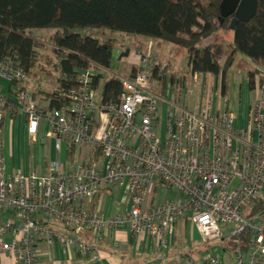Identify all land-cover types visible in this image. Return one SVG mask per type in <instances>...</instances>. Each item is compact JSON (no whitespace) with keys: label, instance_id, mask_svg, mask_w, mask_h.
<instances>
[{"label":"built area","instance_id":"2783aa9c","mask_svg":"<svg viewBox=\"0 0 264 264\" xmlns=\"http://www.w3.org/2000/svg\"><path fill=\"white\" fill-rule=\"evenodd\" d=\"M134 65L133 77L121 78L118 101L107 104L92 89L94 70L79 75V88L60 110L40 108L21 89L10 98L0 94V121L13 106L25 117L30 136L44 128V140H56L59 153L64 147L86 152L78 164L56 161L43 175L8 174L0 142V255L15 264H39L42 244L59 242L96 261L103 238L121 231L136 239L148 236L168 250L179 222L187 219L202 243H228L235 264L263 261V77L240 124L228 110L217 112L213 99L190 112L172 104L165 89L159 96L151 82L156 64L150 54L138 55ZM0 78L10 85L29 82L10 61L0 63ZM161 103L170 107L164 116ZM113 187L124 194L123 215L100 209L102 192ZM160 188L178 197L155 202L153 193ZM54 224H61L65 235ZM182 264L220 260L209 255L206 262L189 258Z\"/></svg>","mask_w":264,"mask_h":264},{"label":"trees","instance_id":"16d2710c","mask_svg":"<svg viewBox=\"0 0 264 264\" xmlns=\"http://www.w3.org/2000/svg\"><path fill=\"white\" fill-rule=\"evenodd\" d=\"M257 1L256 17L236 25L234 42L228 46L227 54L220 57L218 50L223 45L215 42L214 37L232 31L233 19H219L222 0H0V63L10 61L30 78L38 66V50L42 45L28 37L27 31L50 29L55 31L52 51L59 59L60 78L52 92L40 90L31 94L32 100L36 102L40 96L46 105L40 108L60 110L68 106L70 95L79 88V75L94 70L97 74L92 78V89H101L103 104L116 102L123 91V80L118 76L108 78L105 72L114 61L117 41L103 44L79 32L108 29L179 47L187 52L194 76L222 77L225 94L228 73L238 54L264 68V0ZM55 67L58 71L59 65ZM159 71L160 66H155L151 82L166 79V72L161 78ZM260 73L258 69L248 74L251 90H254ZM18 89L28 92L27 84L14 81L10 94ZM10 109L12 117L16 116L14 107ZM68 153L72 158L74 149ZM210 243H201V246L211 249ZM192 253L194 249L182 258L190 257Z\"/></svg>","mask_w":264,"mask_h":264},{"label":"crops","instance_id":"0c3cea01","mask_svg":"<svg viewBox=\"0 0 264 264\" xmlns=\"http://www.w3.org/2000/svg\"><path fill=\"white\" fill-rule=\"evenodd\" d=\"M153 41L155 40L148 39L146 42L145 39H133L134 45L129 48L130 54L127 57L125 56V49L115 48L113 53L114 59L121 61L123 59H128L127 64L129 66V70H127V76L125 79L133 77L136 57L144 53L150 54L153 57L156 64L155 66H160L159 73L162 74V65L153 56L154 48H159L160 46ZM160 42L164 43L162 41ZM209 42L212 43L213 41ZM175 51L176 50H172V52ZM242 62L245 64L246 68L245 71H243L244 73H242L239 85H235L234 79L231 86L226 88L225 94L222 91L221 76L217 77L210 74L194 76L192 74L196 82H199L201 76H203L202 96H208L206 99L207 101L213 99L216 111L219 112L228 110L235 115L237 123L240 124L245 123L248 118L249 112L256 101L255 99L260 86V78L263 77L264 79V68L262 66L254 63L252 60H245ZM258 69L261 70V73L256 79V86L254 90H251L248 82V74ZM165 81L166 79L164 82ZM219 83L221 85H219ZM10 86L11 85L7 81L0 78V94L6 95V97L9 98L12 97L10 94ZM228 89H230L229 97H227ZM38 98V105L40 107H45L46 105L42 100L43 98L40 96ZM206 103L201 105L200 108L190 112H198L206 105ZM172 104L178 105L180 108L187 110L186 107L183 108L174 101H172ZM160 105H162L160 108V110H162L160 115L164 116L170 107L164 103H161ZM11 111V109L7 110L4 113L3 119L0 121V142L4 147L8 174L29 173L35 171L38 174L43 175L48 171V168L53 162L59 161L62 166H65L67 161L70 162V164H75V157H82L80 154L86 155L84 150L78 152L77 154L76 151H74V154L76 155L71 158L68 153L70 149L67 150L65 147L59 153L57 150L56 140H44V128L36 137L30 136L27 130L25 117L19 114V112H17L16 116L12 117ZM175 197H178V193L163 188L157 189L153 193L155 202H161L165 199H174ZM123 199L124 194L119 188L113 187L111 189H106L101 195L99 202L100 209L109 216H113L115 214L123 215L127 212V206ZM5 216L8 218V215ZM185 221L187 228L190 227V230H188V233L185 234V237L191 248H189L186 253L180 255L181 257L179 262H173L171 260L174 254L173 251L176 248V242L178 240L176 234L170 248L168 250H162L158 247L155 241L148 236H142L140 239H136L128 231H121L116 234L108 233V235L103 238L99 245L100 258L96 261L91 258L84 257L82 253L76 249L63 246L59 242H53L50 247L46 243L42 244L39 264H182L184 260L189 258H195L197 262L202 263L206 262L209 255L218 257L220 264H235L234 256L228 246L222 243L223 240L220 243L219 241H215L217 244L212 248V251L210 248H204L201 246L202 239L199 232L194 226H192L189 220L185 219ZM53 229L56 231L60 230L58 224H54ZM195 239H197V241L196 243H193L195 242ZM212 243L213 242L210 244ZM191 249H194V253L190 254V257L182 258L184 255L189 254ZM196 249L201 251H197ZM0 264H15V262L7 255H0ZM258 264H264V260Z\"/></svg>","mask_w":264,"mask_h":264},{"label":"rangeland","instance_id":"374dc122","mask_svg":"<svg viewBox=\"0 0 264 264\" xmlns=\"http://www.w3.org/2000/svg\"><path fill=\"white\" fill-rule=\"evenodd\" d=\"M76 32V31H75ZM78 32V31H77ZM81 34H86L92 38L98 39L101 43H110L111 41H117V48L125 49V53L129 51L134 45L133 39H145L146 42L148 39L141 37H134L130 35L121 34L119 32H114L108 29H89V30H79ZM55 31L50 29H30L27 31V36L33 39H36L41 43L42 49L38 50L39 54V63L37 68L34 71V74L30 76L29 82L27 83V88L30 93H35L40 90L46 92H52L53 89L57 85V81L60 78V64L59 59L53 54L54 43L52 40V36ZM214 41L222 44L221 49L218 50V55L223 57V55L227 54V48L230 44L234 42V33L233 31H227L224 33H219L214 37ZM158 47L154 48L153 56L157 59L159 63L162 65V71L166 72V81H156L153 83V90L160 96L163 95V92L166 90V98L171 99L175 103L179 104L183 108L186 107L189 111H194L204 105L206 103V99L208 96H202V87H203V76L199 82H196L194 76L190 72V67L188 66V54L179 47L174 46L172 44L161 43L159 40L153 41ZM162 46V47H161ZM165 46V47H163ZM172 50H176L172 52ZM130 54V53H129ZM145 55V53H144ZM153 58V57H152ZM128 59L117 60L114 59L111 68L105 72L106 77L110 76H120L122 79H125L127 76V70H129V66L127 64ZM250 61L249 58L243 54H238L237 60L235 62L234 67H232L231 71L228 73L227 77V87L229 88L232 84V81L235 79V85H239L242 73L245 71V64L242 61ZM55 65H59V70H56ZM223 65V62L222 64ZM244 69V70H243ZM119 77V78H120ZM219 85H221L219 83ZM165 89V90H164ZM206 92V91H205ZM211 93V92H210ZM101 89L96 92V99L98 101L101 100ZM230 95V89H228L227 97ZM39 99V98H38ZM38 100L36 101V103ZM38 104V103H37ZM162 105H160V108ZM159 108V110H160ZM162 110H160L161 112ZM164 115V113H163ZM78 152L76 151V154ZM74 154V156L76 155ZM82 157H75V164H78L80 161L85 159V155L80 154ZM48 156V153H47ZM49 159V157H48ZM63 159V157H62ZM56 160V159H55ZM72 164V165H75ZM2 220H6V216H1ZM185 219L180 221L178 228L176 230V236L178 238L176 242V248L173 251V257L171 260L174 262L180 261V255L186 253L189 248H191L188 241H186L185 234L188 233L190 227L187 228ZM61 225V224H59ZM58 225V226H59ZM224 229L226 232L228 229ZM60 234L65 235V231L62 227H59ZM63 230V231H62ZM228 239V237H227ZM197 239H195L196 243ZM219 240H217L218 242ZM217 242L213 241L212 245L215 247ZM220 243V242H219ZM228 246V243H224ZM213 250L212 248L210 249Z\"/></svg>","mask_w":264,"mask_h":264},{"label":"water","instance_id":"95a60500","mask_svg":"<svg viewBox=\"0 0 264 264\" xmlns=\"http://www.w3.org/2000/svg\"><path fill=\"white\" fill-rule=\"evenodd\" d=\"M220 20L233 17L230 30L234 31L239 22L248 23L253 20L258 12L257 0H222L220 5ZM129 51L125 54L127 57Z\"/></svg>","mask_w":264,"mask_h":264},{"label":"flooded vegetation","instance_id":"af4514ba","mask_svg":"<svg viewBox=\"0 0 264 264\" xmlns=\"http://www.w3.org/2000/svg\"><path fill=\"white\" fill-rule=\"evenodd\" d=\"M160 75H161V78L164 76V75H163V71H162V74H160ZM165 76H166V75H165ZM165 76H164V77H165Z\"/></svg>","mask_w":264,"mask_h":264}]
</instances>
